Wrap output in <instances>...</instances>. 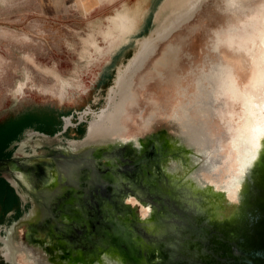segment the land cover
Segmentation results:
<instances>
[{
  "label": "rangeland",
  "instance_id": "1",
  "mask_svg": "<svg viewBox=\"0 0 264 264\" xmlns=\"http://www.w3.org/2000/svg\"><path fill=\"white\" fill-rule=\"evenodd\" d=\"M73 1L0 0V177L3 178L0 180V236L7 237L13 228L11 234L18 240L16 243L25 246V252L20 248L12 259H5L0 253V264H162L167 257L166 251H160L163 259L155 257L154 261L153 258L157 246H161L155 239V227L161 225V218L165 219L164 207L159 211L152 208L165 194L177 191L181 179H190L193 175L195 179L205 176L211 180L209 177L213 176L201 169L203 153H199L195 145L183 141L177 129L162 117L166 110L153 116L152 127H141V118L146 117L151 109L149 96L152 94L164 102L172 91L168 84L171 74L180 76V85H187L186 90L191 91V72L202 64L206 69L209 61L216 60L212 46L218 31L221 42L217 50L225 83L229 84L237 75L242 84H249L257 98L256 117L264 121V0H200L191 19L159 42L155 53L134 73L133 90L137 96L135 103L128 108L129 117L120 119L121 138L90 144L83 152L77 151L76 147L87 137L91 111L96 112L106 105L105 97L114 86L116 70L121 63L116 62L110 75L99 83H92L89 71L78 69L81 83L88 91L63 102L48 91H38L32 84L42 88L55 87L46 69H54L60 76L70 78L73 69L81 65L80 37L89 25L97 20L103 21L122 3L132 4L138 0H115L97 5L98 8L90 12L81 10ZM149 5L150 0H146L145 6ZM232 5H236L237 10ZM144 36L147 38L148 33ZM167 43L177 46L176 57L169 69L161 68L162 76H157L151 67ZM98 65L89 66L93 73L97 72ZM25 76L28 79L25 80ZM250 76L256 80L248 81ZM139 77L144 80L142 87L136 85ZM21 81L24 83L22 91L15 94V86ZM83 111L87 114L81 116ZM66 116L71 122L64 126ZM209 119L215 120L214 117ZM152 139L154 143H151ZM125 145L132 147L130 153L121 149ZM133 154L144 157L146 164L142 167V175L148 173L149 181L146 183L142 175L133 176L132 170H127V178L120 173L123 177L121 183L126 182L131 193L139 192L151 206L138 201L129 191L118 198L128 207L131 206L129 199L135 200L148 206L150 212L141 215L133 214L130 209L123 215L116 212L112 231L110 225H96L93 230L85 223L84 230L93 238L89 244L83 238L80 245H76L66 236L59 237L63 232L57 230L61 219L57 209L65 198V191L77 186L76 195L87 199L93 192H87L84 182L89 180L92 170L99 172L110 157L121 156L133 162ZM9 163H16V166L8 173L2 166ZM67 164L77 167V176L65 172L63 166ZM98 175L103 195L109 185L103 180L106 177L103 173ZM173 177L176 182L172 187ZM117 182L119 184L120 180ZM153 183H157L155 188L159 191L151 190ZM81 186H85L84 192ZM121 187L119 184L118 188ZM49 188H54L52 196L46 193ZM153 192L154 196H151ZM20 197L26 201L25 210L19 203ZM203 206L207 208L206 203ZM261 210V216H251L248 224L242 221L217 223L211 218L210 211H203L196 220L193 233L203 238V227L199 224L203 223V218H208L210 230L218 234L212 233L215 239L209 245L205 264H264V205ZM8 211L10 213L6 214ZM111 211L113 213V209ZM136 229L142 230L141 233L137 231V235ZM19 236H23L25 242H20ZM187 237L179 240L181 254L203 248V243L194 239L196 237ZM118 242L127 246V252L119 249ZM224 242H233L237 254L233 255L236 251L233 253ZM211 252L217 258H211ZM197 258L203 261L201 254Z\"/></svg>",
  "mask_w": 264,
  "mask_h": 264
},
{
  "label": "bare ground",
  "instance_id": "2",
  "mask_svg": "<svg viewBox=\"0 0 264 264\" xmlns=\"http://www.w3.org/2000/svg\"><path fill=\"white\" fill-rule=\"evenodd\" d=\"M114 1L92 0L100 6ZM199 1L150 0L151 6L148 7L145 6L146 0H138L132 4L122 3L107 14L103 21L97 20L91 23L85 34L80 37L81 65L73 69L70 78L60 76L54 69H46L45 71L52 76L55 87L42 88L32 84L38 91H48L59 102H63L88 91L85 84L81 83L78 69L83 68L89 71L93 79L92 83H99L107 78L116 62L121 63L116 70L114 86L110 87L105 97L106 105L96 112L91 111L92 117L88 120L87 137L77 144V151L83 152L85 146L97 144L105 139L121 138L123 127L120 119L129 117L128 108L135 103L137 96L133 90L134 73L155 53L159 42L165 40L179 25L191 19ZM73 2L81 10H88L86 0H74ZM232 7L237 10L236 5ZM146 32L148 33L147 38L144 36ZM220 42L221 37L217 31L212 46L216 53V60L209 61L206 69H203L202 64L197 67L196 71L191 72L193 73L191 91L186 90L187 85H180V76L174 77L171 74L168 84L172 91L164 102H160L150 94L151 109L146 117L141 118L143 124L141 127L144 129L152 127L153 116L157 115L160 110H166L162 112V117L168 120L171 127L177 129L183 141L195 145V149L203 153L201 169L213 176L209 177L211 180L205 176L200 180L195 179L192 175L190 179H181L179 184L181 191L184 192L182 203L179 202L188 209L187 220L196 223L203 211H210L211 218L217 223L242 221L248 224L255 213V206L260 207L261 202L263 204L264 201V149L260 147L262 138H264V121L263 118L256 117L257 98L248 87L249 84L248 86L242 84L237 75L229 84L225 83L221 74L223 65L217 50ZM177 49L176 45L167 43L160 55L155 58L151 70L157 76H162L161 68L168 70L172 65ZM90 65L93 68L98 65L97 72L93 73ZM24 79H28V76ZM142 80L139 77L136 83L138 87L143 86L144 80ZM247 80L252 81L256 78L250 76ZM23 84V81L16 84L15 94L22 91ZM162 103L165 104L162 105ZM82 114H87V111H83L81 116ZM210 117H214L215 120L209 119ZM70 122L69 116L64 117V126ZM2 167L8 173L13 170L9 164ZM63 168L69 176L78 175L75 165L67 164ZM106 176L113 183L121 180L122 177L117 172L106 174ZM21 180L24 182L23 179ZM171 181L174 186L175 177L171 178ZM98 182V172L92 170L89 180L86 181L87 192L94 190ZM53 189L49 188L47 195L52 196L55 193ZM136 195L140 197L139 192ZM22 196L25 198L23 193ZM23 198L20 197L19 203L25 210L26 201ZM129 201L136 213L141 215L146 211L149 212L148 206H142L132 199ZM204 203L207 208L203 206ZM72 211L70 210L71 213ZM108 212H110L109 209ZM155 228V232L168 229V233L171 232L169 235L175 234L172 240H167L172 243L171 248L178 243L179 235L190 232L187 224L178 218ZM176 228L178 231L174 233ZM11 232L13 228L7 237L0 236L3 244L0 246V253L5 259L16 257V253L21 249L25 252V246L20 247L16 243L18 240L14 239ZM24 239L23 236L21 238L19 236L20 242H25ZM121 246L122 251L127 252V246L124 243H121ZM26 250L29 249L26 248ZM169 252L170 256L175 254L173 249Z\"/></svg>",
  "mask_w": 264,
  "mask_h": 264
},
{
  "label": "flooded vegetation",
  "instance_id": "3",
  "mask_svg": "<svg viewBox=\"0 0 264 264\" xmlns=\"http://www.w3.org/2000/svg\"><path fill=\"white\" fill-rule=\"evenodd\" d=\"M154 138L155 137H153V139ZM153 139H152V142L151 141H149V142L147 141V142L148 143H150V142L154 143ZM131 148H132L131 146L125 145V147L124 148L122 147L121 149L125 153L126 152L130 153ZM119 155H121V154H119ZM121 156L119 158L117 157L118 159L115 157H110L107 160L106 165L101 166V169L98 173L101 172L106 176V174H112V172H117V173H121L122 175L124 174L125 175L124 177H126L127 176V170H132L133 173H131V174L133 176H135V175L141 176L142 175V172H143L142 167H143V165L146 164L145 161L143 160L144 157H142V154H140V155L136 154V156L133 154L132 158L133 159L135 158V160H133V162H131V160H129L127 158H123ZM9 165H11L14 168L16 166V163H9ZM146 175H148V173H146ZM146 175H142V178H143V181L148 183L149 178H147ZM89 177H90V174H89ZM0 180L3 181V178L0 177ZM103 180L106 183H108V185H109L108 188L105 189V193H103V195L101 194L102 193L101 190H103V187L101 184L97 185V186L95 185L96 187L94 188V190H91L93 192L92 195L89 193V196L87 197V199L81 198V196L79 197L76 195L78 193L75 191L77 186H72L71 187L72 190L65 191V198L63 200L64 202L62 201L60 204V209H57V211H59V213H60V218H61L60 219V226L58 227L57 230L58 231L61 230L63 232V234H61L59 237L66 236L69 240L74 242L76 245H80V240H82V238H83V240H86L87 243L89 244L93 238L91 236L92 234H90L87 230H84L83 227L85 226V223L88 224L89 226L93 227L92 228L93 230L96 229L95 228L96 225L98 227H99V225H105L106 227L108 225H110V228L112 231L113 230L112 224H114V221L116 219L114 214L116 212L119 213L120 215H123L122 213H126L130 209L133 211V214H137L134 211V206L132 204L130 207H128V206H126L125 202H122L118 198L119 196H122V194H125L129 191L127 186H126V182L121 183V180H120L119 184H121L122 187H121V189H119L118 188V186H119L118 182H116V183L111 182V180L108 176L104 177ZM137 181L139 182V180H137ZM84 185L86 186V182H84ZM152 185L153 186L150 187L151 190L154 188L153 191H157V190L159 191L158 188H155V187H157V183H153ZM85 186H83V187L81 186L80 189L82 191L85 190ZM129 193L134 195L138 199V201L146 202V204L151 206L150 203H148L149 201L147 202V200H143L141 198V196L138 197L136 195L138 193L133 194L130 191H129ZM152 195L154 196V192H153V194H151V196ZM164 205H165L164 200L158 199L156 205H154V208H152V209H154L155 211H159L162 206L164 207ZM108 209L110 212H108ZM111 209H113V213H112ZM70 210L71 211L73 210L72 213L70 212ZM69 215H70V217H68ZM163 217H165V216H163ZM119 218L121 219V216ZM122 219H124V218H122ZM81 223H83V225ZM137 231L141 233L142 230L139 231L136 229L134 231L138 235ZM68 233H71V234H68ZM104 243H107V240L105 238H104ZM121 243H119V242L116 243L119 246V249L122 248ZM121 251H122V249H121Z\"/></svg>",
  "mask_w": 264,
  "mask_h": 264
},
{
  "label": "water",
  "instance_id": "4",
  "mask_svg": "<svg viewBox=\"0 0 264 264\" xmlns=\"http://www.w3.org/2000/svg\"><path fill=\"white\" fill-rule=\"evenodd\" d=\"M172 187H173V184H172ZM163 192H164V190H163ZM183 198H184V192L181 191V187H178L177 191H175V192H170L169 194L164 195V197L162 199L164 200V204H165L164 209H163V211L165 213V219L161 218V221H162L161 224L166 223V222H172V220L174 218H178L187 224L188 230L190 232H189V234H181V235L178 234L179 235L178 236V243H175L173 248L170 247V244H172V243L167 241V240L168 239L172 240V236H174L175 234L169 235V233H171V232L168 233V229H165L164 231L155 232V233H157V234H155V236H156L155 239L157 242H160L161 246H157V253H156V255H154L153 259H154V261H156L155 257L157 259L158 258L163 259L160 251H162V252L166 251L167 257H166V260L162 262V264H179V263H182V264H195V263L202 264L203 263V264H205L206 260H207L205 256H206V254L209 253V245L211 243H213V241L215 239V238H213V234H212L214 232H213V230H210L211 226L208 223V219L203 218V223L200 222V224H199L200 226L203 227V238L198 237L196 233H193L192 230L194 228L195 223L190 221V220H187V213H188L187 210L188 209H186L185 206L181 205V203H182L181 200H183ZM263 200H264V197H263ZM263 205H264V201H263V204L261 202L260 207L255 206V213H254V215L256 216L255 218H257L258 216L259 217L261 216V213H262L261 207ZM8 213H10V211H8L6 214H8ZM176 230H177V228H176ZM178 230H179V227H178ZM214 234H216V233H214ZM189 235L196 237L194 239H197L198 241L202 242L203 248L199 251L194 249L192 251H187V252L181 254L180 253L181 251H179V249L181 248L180 244H182V243H179V242L182 240V238L183 239L188 238L187 236H189ZM216 235H218V234H216ZM218 238L220 239L221 242L224 241L222 239V237H218ZM224 244H228L231 247V249L233 250V253L236 251L233 255L237 254V250L234 249L236 245L233 242H224ZM170 249H173V252H175V254L174 255L172 254V256H170V252H169ZM171 253H172V251H171ZM198 254L202 255V257H203L202 262H200V260L197 258ZM212 257L217 258L216 255H214L211 252V258ZM140 260L143 261V259H140ZM219 260H220V258H219ZM130 263L133 264L132 262H130Z\"/></svg>",
  "mask_w": 264,
  "mask_h": 264
},
{
  "label": "crops",
  "instance_id": "5",
  "mask_svg": "<svg viewBox=\"0 0 264 264\" xmlns=\"http://www.w3.org/2000/svg\"><path fill=\"white\" fill-rule=\"evenodd\" d=\"M86 2L88 3V12H90L91 10H93L94 8L97 7V5L99 4H95L92 2V0H86ZM147 7V6H146ZM98 8V7H97Z\"/></svg>",
  "mask_w": 264,
  "mask_h": 264
},
{
  "label": "snow or ice",
  "instance_id": "6",
  "mask_svg": "<svg viewBox=\"0 0 264 264\" xmlns=\"http://www.w3.org/2000/svg\"><path fill=\"white\" fill-rule=\"evenodd\" d=\"M260 147H261V149H264V138H262V142H261Z\"/></svg>",
  "mask_w": 264,
  "mask_h": 264
}]
</instances>
